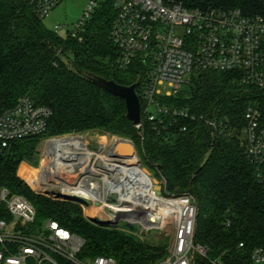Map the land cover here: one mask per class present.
<instances>
[{"label": "trees", "instance_id": "trees-1", "mask_svg": "<svg viewBox=\"0 0 264 264\" xmlns=\"http://www.w3.org/2000/svg\"><path fill=\"white\" fill-rule=\"evenodd\" d=\"M172 1L188 9L230 7L263 14V5L252 0ZM114 18L110 2H103L80 40L64 38L47 30L25 0H0V112L27 96L51 111L44 136L100 131L130 139L144 164L164 179L169 196L195 197L194 241L208 248V258L238 264L253 248L264 247V186L238 139L248 105H258L264 115V93L242 85L235 73L193 71L175 95L159 97L161 105L185 110L187 117L169 112L150 122L141 114L142 126L136 128L126 118L125 102L89 80L97 76L122 86L134 84L138 95L143 70L116 66L117 50L110 38ZM205 119L229 121L233 133L218 135ZM44 136L11 144L0 154V188L25 197L37 220L56 221L78 236L84 257L158 264L167 252L162 241L151 244L119 228L99 226L84 216L79 204L29 189L25 176L32 170L23 162L36 161Z\"/></svg>", "mask_w": 264, "mask_h": 264}, {"label": "built area", "instance_id": "built-area-1", "mask_svg": "<svg viewBox=\"0 0 264 264\" xmlns=\"http://www.w3.org/2000/svg\"><path fill=\"white\" fill-rule=\"evenodd\" d=\"M61 1L25 0L40 18L46 17ZM252 1L263 5V14L230 7L188 9L172 0H88L81 17L63 37L80 40L94 12L103 2H110L115 12L110 38L117 50L116 66L126 71L136 65L144 73L137 95L140 118L142 114L143 120L152 122L159 114L169 112L187 117L185 110L168 109L160 104L162 95L158 87L168 85L172 91L164 97L173 96L193 71L235 73L242 85L264 93V0ZM62 28L55 25L52 32L60 35ZM50 116L47 107L35 105L27 96L1 111L0 154L11 144L44 136ZM204 122L221 136H229L234 130L229 121ZM141 126L140 119L135 127ZM238 130L240 145L255 168L258 182L264 186V115L258 105L245 108ZM58 138L64 137L46 138L43 147L36 149L46 163L38 165L33 176H25L34 193L56 199L55 192L74 193L79 186L92 190L89 197L76 194L82 199L75 202L80 206L91 202L86 207L91 211L87 218H97L114 228L124 223L134 227L135 235L140 237L153 232L170 237L168 254L158 264H224L209 259L208 248L194 241L197 201L192 194L169 196L160 177L158 196L150 173L145 175L149 181L145 202L137 199L135 192V195L128 192L129 188L122 186L118 176H78L70 181L68 172L59 175L51 161L48 143ZM113 162V166H119L122 161L115 158ZM101 169L104 175L110 172L105 164ZM82 248L83 241L56 221L38 223L36 209L25 197L0 188V264H115L109 257H84ZM238 249L243 250L244 244L239 243ZM238 264H264V247L253 248Z\"/></svg>", "mask_w": 264, "mask_h": 264}, {"label": "rangeland", "instance_id": "rangeland-1", "mask_svg": "<svg viewBox=\"0 0 264 264\" xmlns=\"http://www.w3.org/2000/svg\"><path fill=\"white\" fill-rule=\"evenodd\" d=\"M87 1L88 0H62L60 2V4L57 5L56 8L51 10L46 17L41 18L43 26L47 30H50V31L53 30L55 25L62 26L63 28H62L60 35L63 36L65 34L66 30L71 29L73 27V25L77 22V20L81 17L82 12L86 7ZM139 79H140V76L137 77L138 81H139ZM158 90L162 96H165L168 92L172 91L171 88L166 84L159 86ZM149 110L154 111V108L150 107ZM69 135H71L72 137L76 136V137L82 138L84 144L86 145L85 147L88 148L90 153L92 152L91 155H86L84 151L79 150L78 155H77L78 158H76L75 161H74L75 157H72L73 159L70 160L71 163L73 162L74 164H77L79 166L73 167L71 172L68 169V171L70 173H67L68 174L67 176H69L70 181L74 180L78 176H83V177L93 176L96 178H98L99 176H115V173L111 170H108V169L107 170L110 172H108L107 174L104 175L101 172V170H102L101 168L104 164H107V163L110 165H113L112 162H113V159H115V158L107 156L106 152L112 148L111 147L112 143H115L118 138H123V137H120L117 135H112L110 133L100 132V131H90V132L83 133V134H69ZM64 136L65 135H63L62 137H64ZM58 137H61V136H58ZM46 138H49V137L44 136L41 139L39 145L37 146L38 149L43 147L42 143ZM123 139L131 141L128 138H123ZM135 150H136V148H135ZM111 152L112 151H110L109 153H111ZM136 153H137V159L139 160V163L137 160L139 167L147 169L148 172L151 174L152 178L159 179L160 177H158L157 172L154 170V168L151 169L148 166H146L142 160V156L139 154V152L137 150H136ZM40 158L41 157L38 153L37 159H36L37 164H36V161H33V163L23 162V165H25L26 167L28 166L29 169L32 170V173L30 176H33V174L35 173L33 170L38 168V165L40 166L41 164L46 163L44 157H42V160ZM40 160H41V162H39ZM85 162H87L88 165H90L93 169H96V170L81 171V167L83 168V166H84V165H82V163H85ZM110 165L109 166L106 165L105 167L110 169V167H111ZM119 175H120V173H119ZM29 189L31 190L30 187H29ZM38 195H40V194H38ZM41 196H43V195H41ZM48 198H50V197H48ZM50 199L62 201V200H58V199H54V198H50ZM63 202H67V201H63ZM72 203H75V202H72ZM90 203H91L90 201H86L85 205L90 206ZM87 206H85V207L81 206L82 210H83V214L86 218H87L88 214L91 215V211L86 209ZM94 219L97 220V218H94ZM43 221L44 220L39 219L38 223H42ZM119 229L127 231L133 235H135V232H136L134 227H131V228L127 227L126 224H124V223L120 224ZM137 237L140 238L141 240L148 242V243H151V244H159L162 241V244L167 245V250H168V247L170 244V237L168 235H166V233L153 232L152 234L150 233V234L145 235V236H141V237L137 236ZM167 254H168V251L166 252V255ZM166 255H165V257H166Z\"/></svg>", "mask_w": 264, "mask_h": 264}, {"label": "bare ground", "instance_id": "bare-ground-1", "mask_svg": "<svg viewBox=\"0 0 264 264\" xmlns=\"http://www.w3.org/2000/svg\"><path fill=\"white\" fill-rule=\"evenodd\" d=\"M85 146L86 145L84 144L83 139L76 136L54 139L52 142L48 143V147L52 152L51 161L54 165L53 168L56 170V172L59 175L61 174V172L64 171L70 173L72 171V168L74 167L73 166L74 163L73 162L71 163L70 159H73L72 157L74 156L75 158H78V156L76 155V152L78 150L84 151L86 155H91L92 152L90 153L87 147ZM117 146L122 152L130 151L129 148L128 147L126 148L125 145L119 144ZM137 160H138L137 156L131 153V155L121 159L123 164L119 163V166L116 165L113 166L107 163L105 164V166L110 165L111 166L110 169L109 168L106 169L113 171L115 173V176H118L120 173L118 177L122 180V186H125V188H129L128 192H131V194H134L135 192V194L137 195L136 198L139 199L140 201L145 202L147 201L145 191L147 189L146 186L149 181L145 176V174L142 172L141 168L139 167ZM82 165L84 166L83 168L81 167V171L96 170L93 169L90 165H88L87 162L82 163ZM67 167H69L68 169L70 170V172L68 171ZM74 193L83 197H89L93 194L92 190L90 191V190L82 189L80 186L74 190Z\"/></svg>", "mask_w": 264, "mask_h": 264}, {"label": "water", "instance_id": "water-1", "mask_svg": "<svg viewBox=\"0 0 264 264\" xmlns=\"http://www.w3.org/2000/svg\"><path fill=\"white\" fill-rule=\"evenodd\" d=\"M89 80L94 85H96L100 89L104 90L105 92L122 99L125 102L126 118L131 122V124L133 126H137L140 124L141 106H140L139 98H138L136 91H135L136 85L133 84L131 86H122V85L116 84L113 81H108V80H105V79L97 77V76H89ZM65 136H68V135H65ZM116 143H115V145L114 144L112 145V149H111L112 152H111L110 156H112L114 158H121V159L125 158L126 156L131 155V153L135 154L137 156L135 146L131 141L123 139V138H118ZM119 144L125 145L126 148L128 147L130 151L129 152H127V151L122 152L117 146ZM119 163L123 164V162H119ZM138 163H139V160H138ZM141 169L145 175L149 174L147 169H145V168H141ZM153 183H154V191H155L156 195L160 196L161 195V185L159 184V181L157 179L153 178ZM87 185H88V183H87ZM54 196L56 199L62 200V201L82 202V199L79 196H77L75 193L69 192V191L55 192ZM88 219H89V221H91V222H93L99 226L109 225V223L107 224V223L101 222L99 220H95L92 217H89Z\"/></svg>", "mask_w": 264, "mask_h": 264}, {"label": "flooded vegetation", "instance_id": "flooded-vegetation-1", "mask_svg": "<svg viewBox=\"0 0 264 264\" xmlns=\"http://www.w3.org/2000/svg\"><path fill=\"white\" fill-rule=\"evenodd\" d=\"M69 167H67V169H68Z\"/></svg>", "mask_w": 264, "mask_h": 264}]
</instances>
